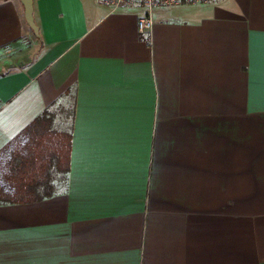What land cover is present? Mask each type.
Listing matches in <instances>:
<instances>
[{
	"label": "crops",
	"instance_id": "1",
	"mask_svg": "<svg viewBox=\"0 0 264 264\" xmlns=\"http://www.w3.org/2000/svg\"><path fill=\"white\" fill-rule=\"evenodd\" d=\"M31 5L29 42L0 0V264H264V0L156 8L148 34L138 7ZM70 89L69 128L26 132ZM67 132L65 193L28 201L61 189Z\"/></svg>",
	"mask_w": 264,
	"mask_h": 264
},
{
	"label": "trees",
	"instance_id": "2",
	"mask_svg": "<svg viewBox=\"0 0 264 264\" xmlns=\"http://www.w3.org/2000/svg\"><path fill=\"white\" fill-rule=\"evenodd\" d=\"M18 11V15H20V11ZM20 19L22 22V27L24 29V37L21 38V40H23V38L28 39L29 42L37 41L38 38L35 35L34 29L32 28V25H30L25 17L24 14V9L21 12L20 15ZM26 36V37H25ZM75 91L73 92L71 89L68 90L62 97H60V99H58L52 106H50L48 109H46L42 114H40L35 120L34 122L28 127V129L26 130V132L31 129L33 126H35L38 123L41 122H52L55 121L56 119V109L59 108L62 112V114L66 117H63V121L66 120L67 121V128H69V123L70 121H72L73 118V109H74V104H75ZM70 129H71V125H70ZM70 143V133H66L65 136L63 137L62 140V152L58 151L57 152V146L54 147V151L56 152V154L62 155V160L60 161V168L57 169L56 171V176H51L49 178V181L53 183V181H57V184H61L62 187L61 189L56 192H44L45 194L42 193H37L35 194L33 197L29 198L28 201H38L44 197H50L56 194H62L65 193L66 191V187H67V179H68V146ZM65 148V149H64ZM62 153V154H61ZM57 164V163H56ZM19 181H22V178L19 177ZM45 182H33L32 178H29V181L27 182V184H44ZM33 195V194H31Z\"/></svg>",
	"mask_w": 264,
	"mask_h": 264
},
{
	"label": "built area",
	"instance_id": "3",
	"mask_svg": "<svg viewBox=\"0 0 264 264\" xmlns=\"http://www.w3.org/2000/svg\"><path fill=\"white\" fill-rule=\"evenodd\" d=\"M208 0H102V3L112 10L138 7L142 15L137 21V30L140 34H148L154 25L153 11L160 7H178L205 3Z\"/></svg>",
	"mask_w": 264,
	"mask_h": 264
},
{
	"label": "water",
	"instance_id": "4",
	"mask_svg": "<svg viewBox=\"0 0 264 264\" xmlns=\"http://www.w3.org/2000/svg\"><path fill=\"white\" fill-rule=\"evenodd\" d=\"M24 4V14L26 17L27 22L31 24V13H32V5H31V0H22Z\"/></svg>",
	"mask_w": 264,
	"mask_h": 264
},
{
	"label": "rangeland",
	"instance_id": "5",
	"mask_svg": "<svg viewBox=\"0 0 264 264\" xmlns=\"http://www.w3.org/2000/svg\"><path fill=\"white\" fill-rule=\"evenodd\" d=\"M184 6H187V5H184ZM11 55V54H10ZM12 56V55H11Z\"/></svg>",
	"mask_w": 264,
	"mask_h": 264
}]
</instances>
